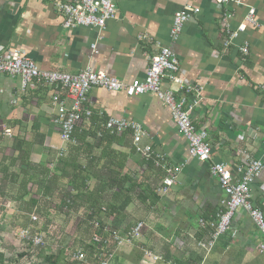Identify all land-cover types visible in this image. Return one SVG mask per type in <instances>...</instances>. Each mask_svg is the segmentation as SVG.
Returning <instances> with one entry per match:
<instances>
[{"label": "crops", "instance_id": "crops-1", "mask_svg": "<svg viewBox=\"0 0 264 264\" xmlns=\"http://www.w3.org/2000/svg\"><path fill=\"white\" fill-rule=\"evenodd\" d=\"M115 2L118 17L104 28H67L63 15L48 0H0V50H21L44 70L75 74L90 67L131 83L145 78L153 55L170 48L179 61L177 76L201 91L186 93L169 77L163 87L174 88L178 97L185 96L193 105V124L208 132L211 161L190 156L189 142L154 93L128 96L124 91L92 88L87 102L92 120L82 122L79 148H72L76 141H63L55 122L58 113L52 95L56 89L33 83L23 90L19 76L0 75V189H9V178L20 172L19 161L11 165L10 159L17 155V145L26 141L32 144L31 168L25 164L23 168L33 175L26 191L33 192L35 199L46 187L43 176L61 174L63 168L56 166L64 156L80 165V177L88 178L86 191L106 194L97 203L104 227L125 236L137 223H144L133 244L108 250L112 264H154L143 249L161 257L155 264H264L258 249L264 237L243 208L236 210L229 230L212 246L208 242L214 229L201 222H215L227 200L210 173L212 162L227 163L235 176L250 159H260L264 165V0L223 5L212 0ZM250 9L255 10L257 25L248 23L227 45L230 32L244 22ZM182 10L190 16L173 40V18ZM245 43L248 55L240 50ZM103 117L140 123L145 130L143 144L163 157L165 167L138 154L132 136L119 135L112 142L98 139V120ZM7 128L12 137L5 135ZM167 168L173 169L175 183L163 193ZM64 173L73 178L72 165ZM51 189L56 194L55 184ZM251 191L253 203L264 212V167ZM55 194L50 202L57 209ZM9 202L22 211L30 206V195L18 192ZM87 207V202L77 204L69 215L57 213L54 218L89 224Z\"/></svg>", "mask_w": 264, "mask_h": 264}, {"label": "built area", "instance_id": "built-area-1", "mask_svg": "<svg viewBox=\"0 0 264 264\" xmlns=\"http://www.w3.org/2000/svg\"><path fill=\"white\" fill-rule=\"evenodd\" d=\"M48 1L52 3L55 10L63 15L64 25L67 28L75 26L104 28L109 20L118 17L115 0ZM212 1L218 5H223L236 0ZM188 12H198V9H189ZM188 12L182 10L174 15L171 27L173 40L178 39L184 23L190 16ZM254 14L255 10L250 9L244 22L240 23L236 30L230 32L229 40L226 41L227 45L246 30L248 23L257 25ZM95 46L94 44L93 47ZM240 50L243 55H248L247 43L241 45ZM178 72L179 61L177 56L167 47L161 48L158 53L153 55L145 78L131 83H125L117 77L110 76L104 70H94L90 67L75 74L59 70H44L21 50H0V75L19 76L23 90H26L33 83L56 89L52 95V101L57 109L58 115L55 122L60 127V135L63 141H72L75 125L83 119L89 120L92 117L93 110L87 105L88 94L92 88L102 87L110 91H124L128 96L154 93L170 109L180 132L189 142L190 156L202 162L211 161L212 147L208 142V132L206 129H197L193 124L191 118L193 105L189 104L185 96L178 97L174 88L163 87V80L169 77L173 83L180 86L179 88H184L186 93L191 91L200 93L201 87L178 77ZM68 101H70L69 106ZM104 126L111 131L132 130L136 152L147 159L153 160L156 166L165 167L163 157L160 154H155L151 145L143 144L145 130L140 123L126 118L110 117L106 120ZM4 133L9 137L13 135L10 128L5 129ZM263 167V162L260 159H250L244 166V170L241 171L240 176H235L225 162H212L210 164V173L218 180L227 195V200L225 201V209L215 222L201 220L202 224H208L214 229L212 239H210L208 245L212 246L216 238L229 230L233 216L239 208H243L250 215L255 226L264 237V212L253 203L251 191L252 184L260 176ZM167 172L168 176L164 179L163 187L160 188L163 193H166L175 183L173 169L167 168ZM31 219L33 221L38 220V217L33 214ZM96 226H98L97 222ZM143 227L144 223L139 222L125 236L117 231H112L110 232V240L114 247L131 245L141 236ZM20 233L21 237L29 240L31 244L39 246L45 243L44 236L40 233L33 234L29 228H23ZM95 239L100 241L101 237L96 236ZM110 240L105 242L107 246H111ZM258 249L264 254V240L260 243ZM69 254L72 260L87 262L85 254L80 250ZM143 254L147 260L154 264L161 259L150 250L143 249ZM112 256L113 254L110 251H103L99 264H111Z\"/></svg>", "mask_w": 264, "mask_h": 264}, {"label": "trees", "instance_id": "trees-1", "mask_svg": "<svg viewBox=\"0 0 264 264\" xmlns=\"http://www.w3.org/2000/svg\"><path fill=\"white\" fill-rule=\"evenodd\" d=\"M106 120L107 119L105 117H103L101 120H98V122L101 125V128L98 130V133H99L98 139H101V141L112 142V141L117 140V138L120 137L119 135H126L128 137L132 136V140H133L134 135H133L132 130H124V131L108 130L104 126L106 123ZM83 121H85V119L81 120L75 125V130L73 132V140H75L76 142L75 144H73L72 148L73 147L79 148L76 144L80 140H82L81 138L82 134H80V130L83 131V127H82ZM119 132H121V134H119ZM93 135L95 137L96 134L93 133ZM31 146L32 144L26 141L23 144L19 143L17 145V148H16L17 155L10 159V163L11 165H14L16 164V162L19 161L18 166H19L20 172L19 173L14 172L12 174L14 175V177L9 178L10 180L9 189L7 190H4L5 188L0 189L2 196H5L7 194V197L13 200V197L16 196L18 192L20 195L21 194L30 195V203H29L30 206H28L26 210L27 211L34 210L36 211V213L40 215V217H45V219H47L48 221H52V220H49L51 219L49 213L51 209H54L51 207L52 203L50 202V199L54 197L55 193L49 192L50 190H52L51 187L54 184L56 186L55 190H57L55 195H57V198L59 199L58 205L55 206L58 210L56 211L57 213L59 214L64 213V215L67 216L69 215V212L74 211L76 209L77 204L82 205L83 203L87 202L88 207L86 208L85 212H89V211L91 212V213H88L87 220L90 222L92 221V223L86 224L85 227H83V236H87V238L89 239V243L84 244L83 248L84 250L87 251L88 254H91V255L88 256L86 251H83L82 249L80 251L85 254V257L87 258V262L72 260V264H99L101 253L103 251L110 250V248L112 247L114 248V245L110 240L111 238L110 232H112L113 229L110 228L111 230H109L107 229V227H104L105 225L104 223L101 222V219L99 218V215H98L99 211H102L101 209L102 207H97L98 206L97 203L104 201L106 194L105 193L100 194L97 191H89V192L86 191L85 189L87 186L86 181L88 180V178L80 177L79 173L82 170L80 169V165L78 166L75 163L74 164L70 163L71 160H69V158H64L63 156L62 158H59V161L56 166V168H63V170H61V174L56 173L52 176H49V175L43 176L41 180L45 182L46 187L44 191L42 192L41 196L40 197L38 196V198L35 199L34 198L35 194L33 192L30 193L29 191H26L29 185L33 183L32 182L33 175L31 174L32 172L23 168L24 164L27 165V169L31 168L30 167L31 163L29 161V158L31 155V150H30ZM144 158L146 159V157ZM67 165H72V168L74 171V174L72 175L73 178H68V176H66V174L64 173L67 169ZM47 173H49L48 169H47ZM6 178L7 177L5 176L4 179ZM59 185H61V187ZM29 221H30L29 225H32V223H34V221L31 218H29ZM93 221H97L98 226H96V222L93 223ZM25 227L30 228L29 226L28 227L25 226ZM30 230L32 231V229ZM96 236H100L101 240L100 241L96 240L95 239ZM80 240L85 241V239L83 238H81ZM109 240H110L111 246H107L105 243L106 241L108 242ZM44 245L45 243L43 244V246ZM41 246L42 245L36 246L37 248L36 250L40 251V256L44 264H62L61 256L63 255V250H60L57 254L48 253V252H45L44 249L42 250ZM5 261H6L5 254L1 250V246H0V264H5Z\"/></svg>", "mask_w": 264, "mask_h": 264}, {"label": "rangeland", "instance_id": "rangeland-1", "mask_svg": "<svg viewBox=\"0 0 264 264\" xmlns=\"http://www.w3.org/2000/svg\"><path fill=\"white\" fill-rule=\"evenodd\" d=\"M9 200L7 194L2 196L0 193V246L5 254V264H44L36 246L21 237L20 232L26 228L25 226H29V229L34 232L31 231L33 234L40 233L44 236L45 245H42L41 249H44L45 252L57 254L63 250L62 264H72L70 252L82 249L86 251L83 248L84 244L89 243L87 236H83V227L86 224L77 225L74 222H61V219H55L57 209L50 210L49 215L53 219L49 220L53 221H48L45 217H40L34 210L27 211L24 208L20 211L17 208L18 204L9 202ZM33 214L38 217V220H34V223L29 225V218ZM81 238L85 241H81ZM87 255L91 254L87 253Z\"/></svg>", "mask_w": 264, "mask_h": 264}]
</instances>
